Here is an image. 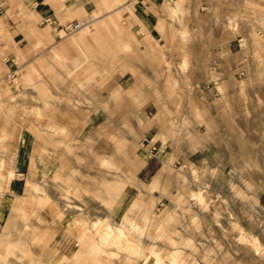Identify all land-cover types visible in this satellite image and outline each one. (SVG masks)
Segmentation results:
<instances>
[{
    "label": "rangeland",
    "instance_id": "1",
    "mask_svg": "<svg viewBox=\"0 0 264 264\" xmlns=\"http://www.w3.org/2000/svg\"><path fill=\"white\" fill-rule=\"evenodd\" d=\"M150 1L0 0V264H264V0Z\"/></svg>",
    "mask_w": 264,
    "mask_h": 264
},
{
    "label": "crops",
    "instance_id": "2",
    "mask_svg": "<svg viewBox=\"0 0 264 264\" xmlns=\"http://www.w3.org/2000/svg\"><path fill=\"white\" fill-rule=\"evenodd\" d=\"M46 1V0H45ZM45 1H40V0H34V2L36 3V6L42 7L41 11L39 12V15L42 18H48L50 17V15H48L49 13H51L50 8H47ZM159 0H151L150 3H153L151 5V11L147 12V19L149 20V23L151 24V27L149 28L150 31H155V26H154V21L159 18V15H157V11L154 9L156 6V3ZM44 7V8H43Z\"/></svg>",
    "mask_w": 264,
    "mask_h": 264
},
{
    "label": "built area",
    "instance_id": "3",
    "mask_svg": "<svg viewBox=\"0 0 264 264\" xmlns=\"http://www.w3.org/2000/svg\"><path fill=\"white\" fill-rule=\"evenodd\" d=\"M79 28H80L79 24H71V25H68L67 27H65L64 29L67 33H73L74 31L78 30ZM147 142L148 141L146 139H143L141 141V146L143 147L145 144H147ZM148 145L146 146V148H147L146 152L149 154V156H151V154L153 153L155 148H154V146L148 147Z\"/></svg>",
    "mask_w": 264,
    "mask_h": 264
}]
</instances>
